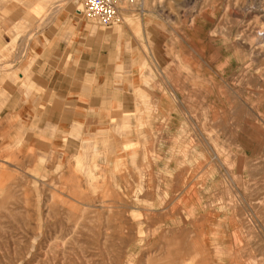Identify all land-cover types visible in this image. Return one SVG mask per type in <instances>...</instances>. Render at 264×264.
Here are the masks:
<instances>
[{"label": "rangeland", "instance_id": "1", "mask_svg": "<svg viewBox=\"0 0 264 264\" xmlns=\"http://www.w3.org/2000/svg\"><path fill=\"white\" fill-rule=\"evenodd\" d=\"M129 6L0 0V264H264V0ZM79 31L128 96H19Z\"/></svg>", "mask_w": 264, "mask_h": 264}, {"label": "crops", "instance_id": "2", "mask_svg": "<svg viewBox=\"0 0 264 264\" xmlns=\"http://www.w3.org/2000/svg\"><path fill=\"white\" fill-rule=\"evenodd\" d=\"M42 4L32 7L31 12L39 13ZM128 6L124 10H128ZM82 11L78 8L77 14L82 15ZM63 31L58 32V36L62 35ZM66 39L75 38L74 41L68 42L62 40L55 45L54 52L61 54L72 55V60L66 67L62 66V71L56 72L57 67L54 68L50 59L48 62H40L35 67L32 81L40 92H32L31 94H20L19 96H65L74 108V114L82 115L91 114V111H97L103 100H109L110 96H128L124 92L114 94V71L116 66L113 62H104L101 55H95L94 59L86 58V50L84 43H82V33L78 34H64ZM55 59V58H54ZM45 62V65H44ZM23 76L22 73H20ZM56 76L57 80L54 82L52 78ZM18 96V95H16ZM119 98V97H118ZM116 99V97H115ZM77 107V108H76ZM50 107L47 106L46 110Z\"/></svg>", "mask_w": 264, "mask_h": 264}, {"label": "built area", "instance_id": "3", "mask_svg": "<svg viewBox=\"0 0 264 264\" xmlns=\"http://www.w3.org/2000/svg\"><path fill=\"white\" fill-rule=\"evenodd\" d=\"M122 1H127L130 5L137 0H84L85 16L99 26H113L122 19V11L124 10L120 5Z\"/></svg>", "mask_w": 264, "mask_h": 264}, {"label": "bare ground", "instance_id": "4", "mask_svg": "<svg viewBox=\"0 0 264 264\" xmlns=\"http://www.w3.org/2000/svg\"><path fill=\"white\" fill-rule=\"evenodd\" d=\"M120 5H121V7L123 9H126L129 6V4L127 3V1H122Z\"/></svg>", "mask_w": 264, "mask_h": 264}]
</instances>
